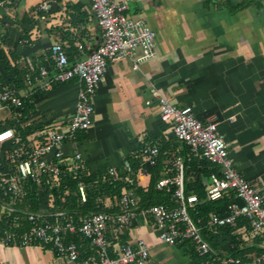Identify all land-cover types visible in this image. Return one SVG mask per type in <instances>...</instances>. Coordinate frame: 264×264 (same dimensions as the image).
I'll return each mask as SVG.
<instances>
[{"label": "crops", "instance_id": "0c3cea01", "mask_svg": "<svg viewBox=\"0 0 264 264\" xmlns=\"http://www.w3.org/2000/svg\"><path fill=\"white\" fill-rule=\"evenodd\" d=\"M42 1L19 0L14 16L11 7L0 9V36L9 33L1 48L17 49L21 67H51V47L56 42L65 46L71 63L101 44L102 29L89 0H49L51 9L45 18L36 12ZM128 2L129 13L144 16L156 31V55L141 61L137 70L130 58L109 63L94 96L91 127L85 137L77 135L75 141L66 142L65 152H80L86 167L95 172L121 167L146 136H158L177 142L178 146L167 151L176 150L174 158H184L182 150L187 146L160 119L158 99L153 95V89H158L177 106H191L201 120L216 119L238 169L264 190V0ZM24 32L27 35L22 38ZM82 86L76 77L30 94L36 106L32 118L50 121L47 125H66ZM6 114L1 110L0 119ZM168 168L165 165L162 177ZM137 175L142 183H149L150 170ZM237 232L243 246L256 244L264 250L263 236L243 228ZM129 234L131 242L144 238L151 244V259L156 264H195L181 243L160 242L158 230L150 224L139 221ZM76 242L81 255L95 254L82 238ZM0 264L78 262L49 248L0 244Z\"/></svg>", "mask_w": 264, "mask_h": 264}, {"label": "built area", "instance_id": "2783aa9c", "mask_svg": "<svg viewBox=\"0 0 264 264\" xmlns=\"http://www.w3.org/2000/svg\"><path fill=\"white\" fill-rule=\"evenodd\" d=\"M89 1L102 29V42L94 51L71 63L65 46L56 42L51 47L52 66L30 68L25 75L24 90L0 80V111H7L0 122H13V125L0 129V219L3 214L12 216L10 227L6 229L0 220V244L49 248L78 264H156L151 259V244L144 238L134 242L119 241L125 227L139 221L150 224L158 230L160 242L175 245L190 240L201 255L212 249L208 236L219 235L221 227L227 225L235 226L246 221L254 236L264 237V190L238 169L229 143L218 129V121L201 120L191 106H177L158 89H153V95L158 99L160 119L169 124L174 138L218 165L219 171L206 177L205 183L207 199L230 198L223 212L211 213L206 223L201 217L193 216L191 210L198 199L194 194L185 193L182 155H177L173 160L174 176L167 173L157 181L159 189L172 194L174 204L140 207L129 159H125L121 167L109 166L105 171V181L123 182L120 196L107 197L104 201L111 210L85 214L79 225L73 222L66 210L58 206L61 194L45 189L46 182L51 187H60L66 171H70L73 179H76L80 170L86 168L80 152L69 155L63 146L66 142L75 141L79 132L90 129L95 111L94 96L109 63L130 58L133 69L137 70L141 61L156 55V31L147 18L129 13L128 0ZM18 3L19 0H0V9L8 10L11 7L14 16ZM50 9L51 2L43 0L36 12L45 18ZM79 49H83L81 44ZM76 77L83 86L67 124L46 125L23 138L20 130L31 124V120L24 115L23 97L38 90H51L55 84L67 83ZM159 155L158 144L147 143L143 146L138 173H147L149 167L157 164ZM30 182L39 187V211L21 209L16 205L28 194ZM78 186L85 201V185L79 181ZM238 228L248 230L245 224ZM238 228L235 233H238ZM70 234H82L95 248V254L81 257L77 242L67 239ZM223 252L224 264L241 262L240 257ZM252 264H264V253L256 256Z\"/></svg>", "mask_w": 264, "mask_h": 264}, {"label": "trees", "instance_id": "16d2710c", "mask_svg": "<svg viewBox=\"0 0 264 264\" xmlns=\"http://www.w3.org/2000/svg\"><path fill=\"white\" fill-rule=\"evenodd\" d=\"M1 20V19H0ZM27 34L24 32L22 38ZM9 36L8 31L0 36V80L13 84L17 89L21 90L25 87V75L29 68L21 67L17 62L20 58V52L17 49H2V42ZM27 45V44H25ZM11 58H10V57ZM11 59L13 62H11ZM70 60V59H69ZM46 64V63H45ZM47 65V64H46ZM56 85V84H55ZM54 85V86H55ZM45 91H43L44 93ZM24 115L31 120V124L27 125L25 129L20 130V134L24 138L28 133H32L39 129L44 128L50 121L39 120L38 118H32L36 112V106L32 95L23 97ZM13 125L11 120L6 122H0V129ZM86 131L78 133V138L85 137ZM147 143H155L160 146V155L157 159L155 166L149 167L150 170V181L147 184L142 183L141 179L138 178V169L140 164V154L142 147ZM178 146L177 142L165 141L158 136L149 137L146 136L144 142H141L134 153L129 154L126 159H129L132 163L133 172L132 176L136 180L135 192L139 196L140 207H148L153 204L165 203L174 204L172 194L167 192L165 189H159L157 187V181L162 177V170L167 165L168 174L173 175V159L177 154L176 150L168 152L167 150H173V147ZM170 148V149H169ZM184 190L186 195H196L198 201L192 208L191 213L195 218L201 217L206 223L210 218V214L213 212H223L225 205L228 203L230 198L225 196L224 198L210 200L207 199L206 183L205 178L208 177L212 172L219 171L217 164L203 158L200 154L194 153L188 146L184 147ZM65 166V165H64ZM108 167L102 168L95 172H92L88 167L80 170L78 178L73 179V174L70 171H66L62 175V181L60 187H51L49 182L44 183L46 190H52L55 194L60 193L61 197L58 199V206L66 210L73 222L77 225L81 223L82 217L85 214L91 212H97L100 210H111L106 207L104 201L107 197L120 196L122 192L123 182L116 181L109 183L105 181L104 175ZM79 181H82L85 185L87 198L85 201L82 200L79 191ZM38 185L34 182H30L28 194L20 201L16 202V205L21 209H29L32 211H39L40 204L37 196ZM231 195H234L231 193ZM64 198V199H63ZM61 219H65L62 217ZM1 222L3 228L10 227L12 216L3 214L1 216ZM137 222L133 223L129 227L123 229L121 243H125L130 239L129 230L135 226ZM247 225V229L250 230L251 226L246 221H241L237 225H227L221 227L222 232L219 235L208 236L212 249L209 253L201 255L196 246L190 240H184L181 243L183 250L189 254L195 264H224L223 260L225 254L223 251H228L229 254L240 257L241 262L238 264H252L254 258L264 253V250L256 244L243 246V240L241 234L235 233L236 229L242 225ZM82 238L83 243L87 247L95 249L91 242L85 238L82 234H70L68 240H79ZM229 245H234L233 248H229ZM86 254H82L81 257H87Z\"/></svg>", "mask_w": 264, "mask_h": 264}]
</instances>
